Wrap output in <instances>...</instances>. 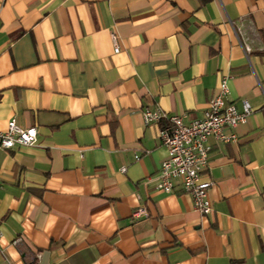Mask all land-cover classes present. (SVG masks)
Returning a JSON list of instances; mask_svg holds the SVG:
<instances>
[{
	"label": "crops",
	"instance_id": "1",
	"mask_svg": "<svg viewBox=\"0 0 264 264\" xmlns=\"http://www.w3.org/2000/svg\"><path fill=\"white\" fill-rule=\"evenodd\" d=\"M223 77L251 112L208 139L202 214L141 112L201 117ZM11 118L37 142L0 148V264H264V0H0Z\"/></svg>",
	"mask_w": 264,
	"mask_h": 264
},
{
	"label": "built area",
	"instance_id": "2",
	"mask_svg": "<svg viewBox=\"0 0 264 264\" xmlns=\"http://www.w3.org/2000/svg\"><path fill=\"white\" fill-rule=\"evenodd\" d=\"M114 49L117 50V36L112 34ZM228 85L226 78L219 80L216 91L210 97L203 115L188 118L186 112L168 114L159 107L142 110L145 124H160L159 136L166 149V156L161 160L156 186L164 192L173 190L175 181L183 192L191 196L193 208L202 214L211 211L208 190L212 184L202 177L208 164L209 138L221 142H234V131L238 123L244 122L251 108L244 104L241 110L227 101ZM37 142L35 126L22 127L14 118L7 121L5 129H0V148H12L15 145H34ZM124 171L125 167H121ZM143 206L136 207L132 216H146Z\"/></svg>",
	"mask_w": 264,
	"mask_h": 264
}]
</instances>
